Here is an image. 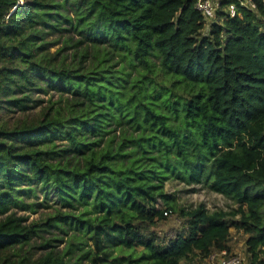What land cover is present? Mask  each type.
<instances>
[{
  "label": "trees",
  "instance_id": "1",
  "mask_svg": "<svg viewBox=\"0 0 264 264\" xmlns=\"http://www.w3.org/2000/svg\"><path fill=\"white\" fill-rule=\"evenodd\" d=\"M251 1L255 10L202 35L196 0H0V109L27 111L41 101L36 92L61 98L35 118L0 125V264H68L54 250L33 261L10 255L63 223L89 235L86 255L98 264H201L230 250L233 226L248 234V264H264V0ZM50 34L65 37L56 52ZM170 77L189 91L167 86ZM124 125L140 132L124 129L117 145L112 136L100 148ZM171 176L238 206L180 208L186 227L161 238L154 227L177 210L165 192ZM40 184L46 198L55 185L62 206L84 212L29 225L9 213L35 211L25 196Z\"/></svg>",
  "mask_w": 264,
  "mask_h": 264
},
{
  "label": "rangeland",
  "instance_id": "2",
  "mask_svg": "<svg viewBox=\"0 0 264 264\" xmlns=\"http://www.w3.org/2000/svg\"><path fill=\"white\" fill-rule=\"evenodd\" d=\"M204 32H207V30L205 29ZM47 39L54 42L50 47V51L56 52L64 45L65 37L59 34H50ZM67 52L70 53L71 50ZM153 60L155 61L153 69L155 70L157 78H159V85H163L166 76L162 70L161 61L156 57H154ZM136 74L137 73L133 71L132 75ZM173 81V77H170L166 82V85L172 87ZM151 89L152 85L150 84L149 91H151ZM173 89L178 94H186V92L189 91V87L182 83L177 84V87L175 86ZM34 95L41 101L27 111H22L17 107H13L12 110L0 109V125L6 123L9 126H12L19 119L35 118L40 115L43 108L51 104V101H59L61 99L60 94L54 91H50L47 94L36 92ZM62 101H64L62 102V104H64L66 96L62 97ZM170 122L173 126L178 125L180 119H174L172 117ZM124 129L127 134L133 132L137 135L140 132V130H134L132 127L127 125L118 126L114 131L105 136V139L101 142L100 148L105 146L108 138L112 136H115L113 145H117L120 141L121 135L125 131ZM149 132L150 130L148 133ZM56 142L58 143V147L67 144L66 140L58 139ZM79 157V161H83V156L80 155ZM47 190L50 192L47 198L41 184L39 185L36 196L32 194L30 196H25L26 202L34 204L35 211L30 209L24 210L22 207L15 206L9 211V213L15 212L17 215L27 216L25 224L29 225L36 221H46L50 216L58 214L59 210L65 213L69 212L75 214L84 212L85 206L81 204H78L76 206L77 208L62 206V204L57 200L55 185L49 184ZM165 192L174 197L177 210L172 211L171 215L168 216L166 220L158 223L154 227V230L161 236V238L163 237L167 240L175 237L178 232L186 227V219L181 216L179 210L180 208L191 210L203 203L209 211L213 212L221 209L230 211L238 206L233 199L211 190L204 183H188L185 179L177 176H171L165 182ZM158 205L163 208L167 207L162 200L158 202ZM4 216L5 215H1L0 218ZM247 239L248 234H246L243 230L237 229L235 226L231 227V237L229 241L230 252L238 254L242 258V264L249 263V253L247 251L246 244ZM48 242H51L52 246L44 247ZM71 244L75 245L70 248ZM92 247H94V242L89 238V235H83L82 232L76 229L74 225L72 226L63 223L62 227L45 225L40 229L39 234L35 235L28 244H25L22 248H19L18 246L16 249H12L10 251V255L13 259L18 260L23 256L28 260L33 261L45 256L49 251L54 250L60 255H64V259L68 264H98L95 262L97 257H95L94 254L86 255V252ZM140 250L141 247H138L137 251ZM128 252V250L117 249L114 255L118 256L120 254H127ZM198 260L201 264H208L206 258ZM194 263L196 264L198 261H195ZM117 264H126V262H117Z\"/></svg>",
  "mask_w": 264,
  "mask_h": 264
},
{
  "label": "built area",
  "instance_id": "3",
  "mask_svg": "<svg viewBox=\"0 0 264 264\" xmlns=\"http://www.w3.org/2000/svg\"><path fill=\"white\" fill-rule=\"evenodd\" d=\"M23 1V0H20ZM196 9L204 19L203 35H209L213 26L222 24L225 18L243 17V8L255 10L256 4L251 0H196ZM165 215H171L172 210H166ZM231 250H213L206 261L208 264H242V258Z\"/></svg>",
  "mask_w": 264,
  "mask_h": 264
}]
</instances>
